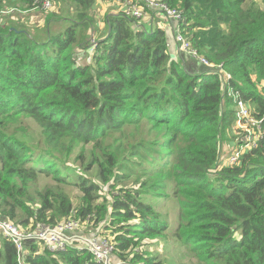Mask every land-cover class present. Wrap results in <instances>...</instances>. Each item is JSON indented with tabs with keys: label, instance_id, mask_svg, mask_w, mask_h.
Instances as JSON below:
<instances>
[{
	"label": "trees",
	"instance_id": "16d2710c",
	"mask_svg": "<svg viewBox=\"0 0 264 264\" xmlns=\"http://www.w3.org/2000/svg\"><path fill=\"white\" fill-rule=\"evenodd\" d=\"M53 1L40 43L27 26L0 22V216L27 230L77 219L109 240L113 262L264 264V135L239 163L223 164L221 151L235 118L228 87L264 119V0H161L227 84L177 53L164 28H147L152 8L140 18L108 12L101 32L95 0ZM34 7L0 0V11ZM63 17L53 35L48 22ZM89 30L100 35L84 64L75 48L87 47ZM73 156L82 167L67 165ZM26 260L100 264L77 244L54 253L31 242ZM0 264H20L1 233Z\"/></svg>",
	"mask_w": 264,
	"mask_h": 264
},
{
	"label": "built area",
	"instance_id": "2783aa9c",
	"mask_svg": "<svg viewBox=\"0 0 264 264\" xmlns=\"http://www.w3.org/2000/svg\"><path fill=\"white\" fill-rule=\"evenodd\" d=\"M118 1L121 2L122 12L133 18H140L144 15V6L155 9L158 13L163 15L168 14L175 18L181 17L179 12L174 9H169L167 4L161 0ZM34 6V8L40 9L41 11H48L53 8L54 1L34 0ZM10 11L17 12L18 10L16 8H11L9 11H0V19L2 15L10 13ZM172 35L180 51L195 58L210 70L219 72L221 77H223L224 84H227L228 79H230V74L222 70L221 64H214L206 57L200 55L198 50L191 45L189 38L182 32L180 24L175 25ZM92 38L90 49H95L97 41L94 37ZM227 95L232 99L235 105L237 127L240 130V149L231 153L225 160L222 157V160L226 164H236L240 162V156L242 152H244L242 149H249L256 146L259 139L264 135V119L256 118L252 115L251 107L249 103L244 100L240 91L235 90L233 87H228ZM80 228H82L81 222L70 217L57 224L40 223L36 228L27 230L16 225L9 219L0 216V233L3 234L4 237L11 239L16 245L20 264H29L26 258L29 255V244L31 242L40 243L54 253L65 251L69 246L77 244L89 250L93 254L95 260L100 264H128L122 261H112L113 245L110 244L108 239L103 238L101 235H93L92 237L87 235L78 236L76 231Z\"/></svg>",
	"mask_w": 264,
	"mask_h": 264
},
{
	"label": "rangeland",
	"instance_id": "374dc122",
	"mask_svg": "<svg viewBox=\"0 0 264 264\" xmlns=\"http://www.w3.org/2000/svg\"><path fill=\"white\" fill-rule=\"evenodd\" d=\"M257 1H261V0H257ZM115 2L119 3V5H121V2L118 1V0H115ZM110 6L111 5H108L107 4V0H95L94 2V22H100V23H104V20L102 19L103 17H105V15L108 13V11L110 10ZM67 9L70 10L72 12V10L75 11V5L72 4L71 2L67 4ZM107 9V12L105 13V10ZM10 10V9H9ZM7 9L5 10H1V11H9ZM37 11V10H35ZM40 11V10H38ZM74 11H73V14H74ZM119 11V10H118ZM27 13V12H25ZM70 14V12H67ZM5 14H10L9 16H18L17 12L14 11H10V13H5ZM8 17V16H7ZM6 17V18H7ZM15 17V18H16ZM23 23L20 25H26L29 30H30V33L31 35L32 34H36V33H32L31 32V29L35 31V27L37 25H41V23L44 25L46 23V16L44 14H42V17L41 18H37L36 17H31V16H23ZM102 17V18H101ZM15 18H11V19H8V20H5L3 23L6 25V22H10L9 24H12V25H18L16 23V20ZM64 18V17H63ZM49 23V22H48ZM68 24V21L66 19H63L60 23H58L57 25H59L57 27L58 29V32L57 31H54L53 32V35H56L60 32V30H62L64 27H66ZM48 25V24H47ZM81 29H79L80 31ZM90 35H91V31L89 30L88 31V36L90 38ZM41 36V35H40ZM39 35H32V38H34V41L40 43L42 42V39L39 38L40 37ZM48 39V36L46 35V37L43 38V40H47ZM93 40V38L91 37L87 43V47L86 48H79V47H76L75 50L76 51H79V59H80V62L84 63V64H87L88 62H94V58H93V52H94V48L93 49H90V44H91V41ZM94 47V46H93ZM81 52V53H80ZM34 126V133L36 135L33 136V139L35 142L37 140V134H38V131H39V128L37 127L36 124H33ZM239 136H240V130L238 129L237 127V116L235 114V118H232L230 120V123L229 125L226 127V131H225V134L223 136V139H222V142H221V151H222V157L223 159H227L231 153L233 152H236L240 149V146H239ZM246 149H242V151H245ZM74 157L72 159H70L68 162H67V165L69 167H72V168H75L73 165L71 164H74V165H78L80 167H82V165L80 164V162H76L74 160ZM71 163V164H69ZM223 164H226L224 161H223ZM68 189V193L70 194V196L72 197V199L74 200L75 204H79V200H80V196H81V193L79 191V189H77L74 185H69L67 187ZM84 224V223H82ZM84 231L85 233H87L84 229L80 228L78 231ZM87 230V229H86ZM88 234V233H87ZM93 235H98L96 233H92L91 237ZM42 247H44L42 245ZM169 258H170V262L169 264H175L178 260V258L176 257L175 254H171L169 255Z\"/></svg>",
	"mask_w": 264,
	"mask_h": 264
},
{
	"label": "crops",
	"instance_id": "0c3cea01",
	"mask_svg": "<svg viewBox=\"0 0 264 264\" xmlns=\"http://www.w3.org/2000/svg\"><path fill=\"white\" fill-rule=\"evenodd\" d=\"M55 2V1H54ZM107 4L108 5H111L110 6V10L108 11V12H110V13H117L118 12V10H119V12L121 11L122 12V10H121V5H119V3L117 2H115V0H107ZM58 7V6H57ZM37 11H35V10H32V11H28L27 13H22V12H20V10H19V12H17V14H18V16L16 17V16H9L10 14H5V17H7L6 18V20H8V19H11V18H15V20H16V23L18 24V26H20L22 23H23V16H31V17H36V19L37 18H41L42 17V14H44L45 16H46V12H48V11H38V9H36ZM107 12V9L105 10V13ZM64 18H66V17H64ZM64 18H62L61 19V21L64 19ZM155 18V19H154ZM4 16H2V18L0 19V22H4ZM173 20L172 19H166L165 17H164V15L163 14H159V13H156V10L154 9L153 11H152V14H148V16H146L145 18H144V22L147 24V28H153V26H160V27H162V28H164L165 30H166V32H167V34H168V36H169V38L172 40V44H173V48L175 49V51L177 52V53H179V52H181V53H183L184 55H186V56H188L189 58H191V59H195V58H193V57H191V56H189L188 54H186L185 52H183V51H180L178 48V44H176L175 43V40H174V37H173V35H172V31H173V29L175 28V25L176 24H174L173 22H172ZM9 23L10 22H6V25H9ZM58 23H60V22H58V21H56V20H52L51 22H49L48 23V25H47V27H48V29L49 30H51V32L53 33L54 31H57L58 32V29H57V27L59 26V25H57ZM98 24H99V26H100V29H101V32H104L105 31V23H99L98 22ZM141 24V23H140ZM22 26H26V25H22ZM21 27V26H20ZM42 27H43V24L41 23V25H37L34 29H35V31L34 30H32L31 29V32L33 33H36V34H39V35H41L39 38H41L42 39V41H43V38L44 37H46V35L47 34H43V31H42ZM33 35H35V34H33ZM98 35H100V33H95L92 37H94V38H96V37H98ZM81 53V52H80ZM196 60V59H195ZM197 61V60H196ZM198 62V61H197ZM91 227L90 226H87V227H85V228H82V229H84L87 233L89 232V229H90ZM87 229V230H86ZM90 232H91V230H90ZM87 233H85L83 230L82 231H76V234L78 235V236H84V235H87ZM89 234V233H88ZM91 234V233H90ZM42 245V244H41Z\"/></svg>",
	"mask_w": 264,
	"mask_h": 264
},
{
	"label": "water",
	"instance_id": "95a60500",
	"mask_svg": "<svg viewBox=\"0 0 264 264\" xmlns=\"http://www.w3.org/2000/svg\"><path fill=\"white\" fill-rule=\"evenodd\" d=\"M171 56H172L173 58H175V57H176V55H174V54H172Z\"/></svg>",
	"mask_w": 264,
	"mask_h": 264
},
{
	"label": "clouds",
	"instance_id": "9594fccd",
	"mask_svg": "<svg viewBox=\"0 0 264 264\" xmlns=\"http://www.w3.org/2000/svg\"><path fill=\"white\" fill-rule=\"evenodd\" d=\"M95 50V49H94ZM198 61V60H197ZM199 62V61H198ZM200 63V62H199ZM201 64V63H200ZM206 67V66H205ZM235 114H236V112H235Z\"/></svg>",
	"mask_w": 264,
	"mask_h": 264
}]
</instances>
